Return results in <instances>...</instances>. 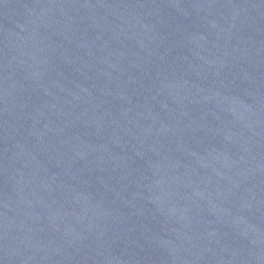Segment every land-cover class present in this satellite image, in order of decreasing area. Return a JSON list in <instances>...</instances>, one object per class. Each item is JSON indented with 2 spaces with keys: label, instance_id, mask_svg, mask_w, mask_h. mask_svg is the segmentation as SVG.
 <instances>
[{
  "label": "water",
  "instance_id": "95a60500",
  "mask_svg": "<svg viewBox=\"0 0 264 264\" xmlns=\"http://www.w3.org/2000/svg\"><path fill=\"white\" fill-rule=\"evenodd\" d=\"M0 264H264V2L0 0Z\"/></svg>",
  "mask_w": 264,
  "mask_h": 264
}]
</instances>
